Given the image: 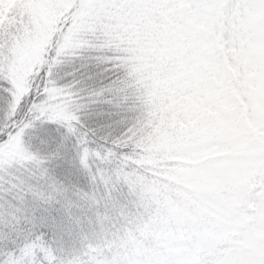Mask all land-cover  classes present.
I'll return each mask as SVG.
<instances>
[{
    "label": "snow or ice",
    "instance_id": "6c2138e0",
    "mask_svg": "<svg viewBox=\"0 0 264 264\" xmlns=\"http://www.w3.org/2000/svg\"><path fill=\"white\" fill-rule=\"evenodd\" d=\"M0 264H264V0H0Z\"/></svg>",
    "mask_w": 264,
    "mask_h": 264
}]
</instances>
